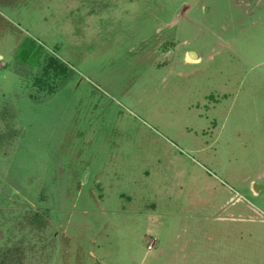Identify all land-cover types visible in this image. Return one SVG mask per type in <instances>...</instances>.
<instances>
[{
  "label": "rangeland",
  "instance_id": "rangeland-1",
  "mask_svg": "<svg viewBox=\"0 0 264 264\" xmlns=\"http://www.w3.org/2000/svg\"><path fill=\"white\" fill-rule=\"evenodd\" d=\"M0 264H264V0H0Z\"/></svg>",
  "mask_w": 264,
  "mask_h": 264
}]
</instances>
